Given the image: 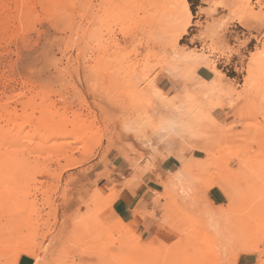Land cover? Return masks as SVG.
I'll return each instance as SVG.
<instances>
[{"label":"rangeland","instance_id":"374dc122","mask_svg":"<svg viewBox=\"0 0 264 264\" xmlns=\"http://www.w3.org/2000/svg\"><path fill=\"white\" fill-rule=\"evenodd\" d=\"M147 180L144 226L116 221ZM242 254L264 264V0H0V264Z\"/></svg>","mask_w":264,"mask_h":264},{"label":"crops","instance_id":"0c3cea01","mask_svg":"<svg viewBox=\"0 0 264 264\" xmlns=\"http://www.w3.org/2000/svg\"><path fill=\"white\" fill-rule=\"evenodd\" d=\"M206 77L209 72L203 71L201 74ZM164 81H160L159 85L163 86ZM117 168L122 171L121 166ZM159 193L158 184L154 180L144 182H135L126 187L120 196L112 203L110 214L115 217V220L124 224L137 226V230L141 229L145 221L148 220L145 215L151 210L155 195ZM208 200L214 204H222V195L215 190H210L207 194ZM239 264H253L250 255L242 254L238 258ZM17 264H31V259L21 257Z\"/></svg>","mask_w":264,"mask_h":264},{"label":"bare ground","instance_id":"6f19581e","mask_svg":"<svg viewBox=\"0 0 264 264\" xmlns=\"http://www.w3.org/2000/svg\"><path fill=\"white\" fill-rule=\"evenodd\" d=\"M206 148V147H205ZM204 149V148H203ZM206 151H207V149H206ZM8 221V220H7Z\"/></svg>","mask_w":264,"mask_h":264}]
</instances>
